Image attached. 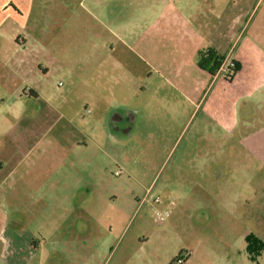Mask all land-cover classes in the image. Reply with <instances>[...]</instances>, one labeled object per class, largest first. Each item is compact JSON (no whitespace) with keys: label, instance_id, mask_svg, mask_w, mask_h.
Masks as SVG:
<instances>
[{"label":"rangeland","instance_id":"obj_1","mask_svg":"<svg viewBox=\"0 0 264 264\" xmlns=\"http://www.w3.org/2000/svg\"><path fill=\"white\" fill-rule=\"evenodd\" d=\"M27 1L25 9V0H0V116L20 112L30 118L48 102L58 116L82 128L107 123L104 111L126 102L123 93L139 96L135 102L141 103L157 76L154 61L166 59L174 68L183 47L187 51L192 44L181 21L200 11L219 17L231 0ZM14 6L27 16L20 17ZM229 6L248 15L250 34L264 36V0H232ZM20 61L26 62L27 85L40 93L39 101L19 93L26 88L13 71ZM259 69L264 71V59ZM255 73L247 67L246 76ZM253 85L235 84L228 105L232 96L236 119L245 109L240 95ZM167 89L171 112L153 123L170 128L149 139L132 131L121 146L118 164L124 169L116 174L119 169L107 161L91 209L79 206V194L74 201L73 194H59L36 203L27 202L29 195L19 188L4 200L0 192V264H171L177 257L182 264H264V251L252 260L245 241L248 231L264 241V146L205 140L215 133L206 122L211 114L220 120L224 106L217 87L203 99ZM249 100L252 110L259 108L258 124L236 125L235 138L264 134V88L260 98ZM118 111L126 120L125 109ZM140 122L152 123L151 117ZM64 129L60 124L52 137H65ZM224 132L217 135L227 138ZM82 166L72 170L77 174ZM157 212L168 214L158 222Z\"/></svg>","mask_w":264,"mask_h":264},{"label":"crops","instance_id":"obj_2","mask_svg":"<svg viewBox=\"0 0 264 264\" xmlns=\"http://www.w3.org/2000/svg\"><path fill=\"white\" fill-rule=\"evenodd\" d=\"M25 1V9H27L31 1ZM230 2L227 4L225 14L223 12L219 17L216 12L210 10L206 13L195 12L192 13V16L184 18L181 21V26L185 36L191 39L192 44L187 48V51L186 47H183L181 60L175 63L172 68L168 60L156 59L154 62L157 65L155 66L157 76L150 81L152 88L147 92L145 99L141 103H136L135 99H138L139 96L123 93L120 98L127 99L126 102H117L104 111V114L102 112L103 119L108 115L107 123L102 120L98 124L92 122V125L83 124L82 128H77L73 126L72 120L63 118V115L58 116V112L48 102L44 103V108H41L36 116H30V118L20 112L15 118L11 117L10 119L8 113L2 114L0 116V192L5 193L3 200L6 199V194L11 193L15 188H19V194L29 195L27 202L33 200L36 203L44 200L48 195L54 199L59 194H73L72 200L74 201V194H79L77 198L79 206L84 210L91 209L92 205L97 202L95 196H92V192L96 193L97 187L103 181L101 178L107 176V161L119 169L116 174L124 169L121 164H118L121 161V146L125 144L124 141L132 139V131H138V134L141 133L149 139L162 136L156 134L155 131L170 128L163 121L153 123L157 120V116L171 112V109L166 107L167 101L169 103L172 98V92L167 89L168 87L174 88V96L196 95L197 98L202 99L214 87L218 88L215 94L219 92L224 106L221 109L220 120L211 114L209 122H206L210 124L209 128L215 129V133L212 132L210 135L211 138L205 139L209 140L210 145H220V143L230 140L232 143L243 141L248 145L253 142H261L264 146V134L256 138H251V136L235 138L233 135L236 125L249 129L247 126L258 122L259 110L257 111V109L259 108L253 105L252 107H255L256 110H252L249 104H253V102L249 99L260 98L264 88V86L262 87L264 71L259 69L264 59V36L260 31L250 34V18L247 14H235L233 10L229 11ZM15 9L18 10L20 17L27 16L21 9ZM215 15L216 18H213ZM224 17L225 21L222 20ZM244 22L245 24H242ZM263 28L261 27V30ZM206 48L215 49L225 58L224 67L229 61L239 65L240 68L233 79L230 80L227 77L231 73L219 70L212 75L208 69L199 66V52ZM25 64V61H20L19 69L13 70L14 74L23 78L26 88L29 89L28 91L26 88L22 89V92L19 93L21 96H31L39 101L42 98L40 93L32 85V87L27 85ZM248 66L254 68L256 72L254 77L246 76ZM257 72H260V75H257ZM251 81H254V85L246 87V94L240 95L242 98L241 107L245 109L240 112L239 119H236L232 97L233 88L235 84L242 86L245 82ZM14 94L18 93L14 92ZM230 95L232 96L229 107L228 98ZM100 102L95 101V104ZM131 103H136L137 106H131ZM121 108L125 109L128 115L126 120H122L118 111ZM2 110L3 106H0V114ZM246 110L247 112H245ZM113 111L114 113L110 115ZM88 112L90 115L95 113L94 109L92 112ZM174 113L180 114L178 111H174ZM144 117L145 119L151 117L152 123L142 125L140 121ZM188 123L185 127L188 126ZM60 124L65 127V137H52L53 130ZM207 126L205 125V128ZM201 128L202 124L199 129ZM111 129L114 131V135L110 132ZM219 129L226 131L222 135H227V138L217 135ZM260 130L264 133V126ZM73 132L74 134H72ZM107 132L108 135H106ZM178 140L179 138L176 142ZM110 147L114 148V153L106 152L107 154H105V149ZM117 151L119 154L116 153ZM199 160L204 159L201 157ZM77 163L83 166L80 170L81 173L79 171L76 174L72 168H75ZM6 189L8 191L4 192Z\"/></svg>","mask_w":264,"mask_h":264},{"label":"trees","instance_id":"obj_3","mask_svg":"<svg viewBox=\"0 0 264 264\" xmlns=\"http://www.w3.org/2000/svg\"><path fill=\"white\" fill-rule=\"evenodd\" d=\"M225 58L222 57L218 52L213 48L202 49L199 52V66L208 69L209 72L214 75L220 70L224 64ZM235 67L232 69V73L227 77L228 79H233L235 73L239 70V65L236 62ZM246 248L252 260H256L257 256L264 251V241L259 239L254 233L247 232L245 234ZM179 257L174 259L171 264H177Z\"/></svg>","mask_w":264,"mask_h":264},{"label":"built area","instance_id":"obj_4","mask_svg":"<svg viewBox=\"0 0 264 264\" xmlns=\"http://www.w3.org/2000/svg\"><path fill=\"white\" fill-rule=\"evenodd\" d=\"M235 67V63L232 61L227 64V66L225 65L224 67V64L222 65V67L220 68V71H224V73H232V69ZM168 214V212L166 213H162V212H157V218L156 220L158 222H162L165 218V215ZM183 262L179 259L178 263L177 264H182Z\"/></svg>","mask_w":264,"mask_h":264},{"label":"flooded vegetation","instance_id":"obj_5","mask_svg":"<svg viewBox=\"0 0 264 264\" xmlns=\"http://www.w3.org/2000/svg\"><path fill=\"white\" fill-rule=\"evenodd\" d=\"M263 241V240H262Z\"/></svg>","mask_w":264,"mask_h":264}]
</instances>
